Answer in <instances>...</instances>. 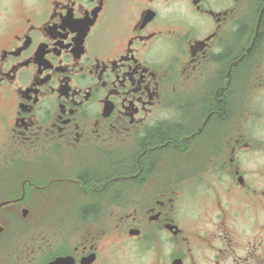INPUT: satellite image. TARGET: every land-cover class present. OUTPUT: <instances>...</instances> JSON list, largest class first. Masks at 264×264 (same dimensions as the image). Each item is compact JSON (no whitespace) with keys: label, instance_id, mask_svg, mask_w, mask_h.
Instances as JSON below:
<instances>
[{"label":"flooded vegetation","instance_id":"obj_1","mask_svg":"<svg viewBox=\"0 0 264 264\" xmlns=\"http://www.w3.org/2000/svg\"><path fill=\"white\" fill-rule=\"evenodd\" d=\"M0 264H264V0H0Z\"/></svg>","mask_w":264,"mask_h":264}]
</instances>
